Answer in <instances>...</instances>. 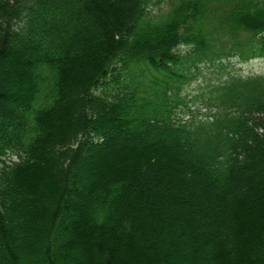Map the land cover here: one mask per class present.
I'll return each instance as SVG.
<instances>
[{"label":"trees","instance_id":"1","mask_svg":"<svg viewBox=\"0 0 264 264\" xmlns=\"http://www.w3.org/2000/svg\"><path fill=\"white\" fill-rule=\"evenodd\" d=\"M235 58L264 0H0V264H264V72ZM148 203L189 254L143 243Z\"/></svg>","mask_w":264,"mask_h":264},{"label":"rangeland","instance_id":"2","mask_svg":"<svg viewBox=\"0 0 264 264\" xmlns=\"http://www.w3.org/2000/svg\"><path fill=\"white\" fill-rule=\"evenodd\" d=\"M169 8L170 5L165 1L161 6L153 5L151 11L152 14H156V17H163ZM232 61L235 68L234 72L243 76L264 72V58H254L247 63L239 62L236 58ZM220 77L218 69L204 68L202 75L189 85H186L185 93L189 94L190 98H193L194 95L196 96L203 91H207L209 85L217 82ZM194 105H199V102ZM182 108L181 106L178 109L179 114H184L181 111ZM151 205L150 203L147 204L149 209H154L153 213L147 216L138 228V234L143 237V243L152 245L153 250L156 252L177 250L183 254H189L194 245V234L188 236L182 231L183 227L188 225V221L176 213L174 205L167 207L165 211L166 219H163L162 207H156V205L151 207ZM86 254L92 260L103 261L102 255L94 254V252L91 253L90 249L87 250Z\"/></svg>","mask_w":264,"mask_h":264}]
</instances>
